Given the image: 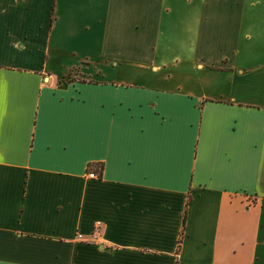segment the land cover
Returning <instances> with one entry per match:
<instances>
[{"label": "crops", "instance_id": "obj_1", "mask_svg": "<svg viewBox=\"0 0 264 264\" xmlns=\"http://www.w3.org/2000/svg\"><path fill=\"white\" fill-rule=\"evenodd\" d=\"M0 264H264V0H0Z\"/></svg>", "mask_w": 264, "mask_h": 264}, {"label": "built area", "instance_id": "obj_2", "mask_svg": "<svg viewBox=\"0 0 264 264\" xmlns=\"http://www.w3.org/2000/svg\"><path fill=\"white\" fill-rule=\"evenodd\" d=\"M90 174L93 175L92 173H90ZM246 200L251 202L250 198H247ZM98 226H99V222L96 221L95 226H94L93 230L89 233V235L83 236V234L81 232H76L75 237L79 240H84V241L94 240L98 235V230H97Z\"/></svg>", "mask_w": 264, "mask_h": 264}, {"label": "trees", "instance_id": "obj_3", "mask_svg": "<svg viewBox=\"0 0 264 264\" xmlns=\"http://www.w3.org/2000/svg\"><path fill=\"white\" fill-rule=\"evenodd\" d=\"M179 241H180V238H178V240H177V246H178V244H179Z\"/></svg>", "mask_w": 264, "mask_h": 264}]
</instances>
